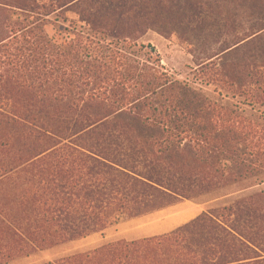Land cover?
<instances>
[{
	"label": "trees",
	"instance_id": "1",
	"mask_svg": "<svg viewBox=\"0 0 264 264\" xmlns=\"http://www.w3.org/2000/svg\"><path fill=\"white\" fill-rule=\"evenodd\" d=\"M62 11L77 21L51 37ZM148 30L186 42L218 98L138 45ZM251 178L264 0H0V264ZM38 264H264V190Z\"/></svg>",
	"mask_w": 264,
	"mask_h": 264
},
{
	"label": "rangeland",
	"instance_id": "2",
	"mask_svg": "<svg viewBox=\"0 0 264 264\" xmlns=\"http://www.w3.org/2000/svg\"><path fill=\"white\" fill-rule=\"evenodd\" d=\"M71 21H77V16L70 11L52 14L48 18L45 30L49 36L56 37L58 33L69 29ZM137 44L153 47L162 65L171 75L201 88L209 97L218 98L213 86L200 85L198 81L194 80L193 70L196 68V64L189 52L190 47L186 42L180 40L176 34L164 36L154 30H148L137 40ZM231 100L230 102H232ZM260 179L243 180L190 199H181L161 210L141 217L121 220L101 232L36 252L8 264H38L76 251L90 250L109 241L118 239L134 240L167 233L203 211L230 203L244 194L264 190V182H260Z\"/></svg>",
	"mask_w": 264,
	"mask_h": 264
}]
</instances>
